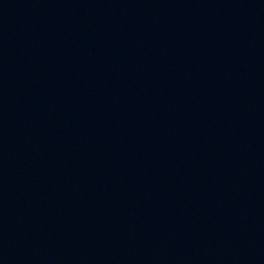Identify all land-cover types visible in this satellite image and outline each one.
<instances>
[{
    "label": "water",
    "instance_id": "obj_1",
    "mask_svg": "<svg viewBox=\"0 0 264 264\" xmlns=\"http://www.w3.org/2000/svg\"><path fill=\"white\" fill-rule=\"evenodd\" d=\"M0 264H264V0H0Z\"/></svg>",
    "mask_w": 264,
    "mask_h": 264
}]
</instances>
